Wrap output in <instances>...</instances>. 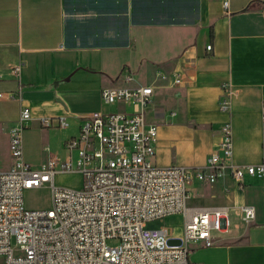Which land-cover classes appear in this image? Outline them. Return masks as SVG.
Returning <instances> with one entry per match:
<instances>
[{
    "label": "crops",
    "instance_id": "crops-1",
    "mask_svg": "<svg viewBox=\"0 0 264 264\" xmlns=\"http://www.w3.org/2000/svg\"><path fill=\"white\" fill-rule=\"evenodd\" d=\"M175 73L183 76L179 85ZM137 85L154 90L145 112L157 125L155 165L205 166L219 151L226 123L233 138L229 161L260 164L264 0H230L228 8L223 0H0V170L12 166L10 131L24 106L32 109L24 160L40 166L69 152L32 155L36 135L51 141L57 134L62 146L85 114L134 112L137 105L107 103L101 91ZM58 116H66L64 127L42 126V117ZM189 190L199 200L193 207L225 206L230 219L227 230L213 231L212 246L188 243L190 264H264V176L246 173L241 183L228 174L215 183L194 179ZM243 205L256 208L251 223L242 218ZM172 216L182 219L169 233L170 243L179 244L183 216Z\"/></svg>",
    "mask_w": 264,
    "mask_h": 264
},
{
    "label": "built area",
    "instance_id": "built-area-1",
    "mask_svg": "<svg viewBox=\"0 0 264 264\" xmlns=\"http://www.w3.org/2000/svg\"><path fill=\"white\" fill-rule=\"evenodd\" d=\"M223 5L228 8L230 0H223ZM22 67L20 63L14 69L20 73ZM173 77L175 84L182 83L180 73ZM153 93L150 85L103 88L105 102L133 103L137 109L93 111L81 116L79 134L65 141L68 158H51L40 166L24 160V130L32 109L23 107L20 122L10 131L12 166L0 170L3 264H190L189 242L199 240L212 246L213 231L227 230L228 207L190 206V183L194 179L215 183L224 174L240 183L246 173L264 176V159L247 166L231 163L232 128L226 123L219 151L209 156L205 166L155 165L157 125L148 123L145 112ZM8 96L14 98L13 94ZM231 97L223 98L222 109L230 110ZM262 114L264 119V101ZM66 123V116L41 118L46 128ZM75 150L76 165L72 158ZM74 171L81 173L80 188L56 185L58 173ZM43 186L51 188V207L26 208L25 191ZM240 211L247 224L256 218L253 205H243ZM176 214L183 216L179 244L170 243L168 227L147 226L150 220Z\"/></svg>",
    "mask_w": 264,
    "mask_h": 264
},
{
    "label": "rangeland",
    "instance_id": "rangeland-1",
    "mask_svg": "<svg viewBox=\"0 0 264 264\" xmlns=\"http://www.w3.org/2000/svg\"><path fill=\"white\" fill-rule=\"evenodd\" d=\"M53 128V127H52ZM59 129V127H56ZM68 131H64L66 133ZM80 132V126L79 130L74 133L73 135H78ZM63 133V134H64ZM71 133V132H70ZM50 147V148H49ZM30 149V153L32 155L38 154L39 152H42L44 155H52L57 154L58 151H60V155L66 156L67 148L65 147V142L63 145H60L59 138L56 135H52L51 141L49 139L44 138L41 140L40 136L36 135V138L33 142H31L28 146ZM69 156V154H68ZM67 156V158H68ZM65 157V159H67ZM73 163L76 165V162L78 160V151L75 150L72 153ZM36 166L34 162H29ZM56 185L58 186H64V187H72V188H80L82 185V176L81 173L78 171L70 172V173H58L56 175ZM24 200H25V206L26 208L31 209H43V208H50L52 205V192L51 188L49 186H43L40 188H34V189H28L24 193ZM199 203L198 197H196L194 194L190 197L188 204L190 206H195ZM178 224H182V219L180 216H169L165 219H154L147 222V226L149 228H158L162 226H166L169 228V233H172L174 231V227ZM113 242H110L112 244ZM4 257L0 256V264H3Z\"/></svg>",
    "mask_w": 264,
    "mask_h": 264
},
{
    "label": "trees",
    "instance_id": "trees-1",
    "mask_svg": "<svg viewBox=\"0 0 264 264\" xmlns=\"http://www.w3.org/2000/svg\"><path fill=\"white\" fill-rule=\"evenodd\" d=\"M169 241H170V239H169Z\"/></svg>",
    "mask_w": 264,
    "mask_h": 264
}]
</instances>
